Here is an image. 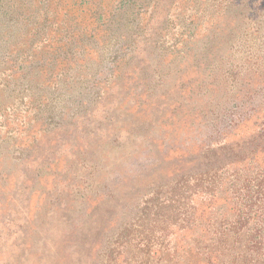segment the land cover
Returning <instances> with one entry per match:
<instances>
[{
    "label": "rangeland",
    "instance_id": "obj_1",
    "mask_svg": "<svg viewBox=\"0 0 264 264\" xmlns=\"http://www.w3.org/2000/svg\"><path fill=\"white\" fill-rule=\"evenodd\" d=\"M0 264H264V0H0Z\"/></svg>",
    "mask_w": 264,
    "mask_h": 264
},
{
    "label": "trees",
    "instance_id": "obj_2",
    "mask_svg": "<svg viewBox=\"0 0 264 264\" xmlns=\"http://www.w3.org/2000/svg\"><path fill=\"white\" fill-rule=\"evenodd\" d=\"M179 182H176V184L173 186H171L170 187V193L172 194L171 196H170V201H176V198H177V196L179 195L177 192L180 190V188H178L176 185L178 184ZM257 246V245H256ZM242 249L244 248V250H245V253H250L251 252V250L253 249V247H251V244H249V246H246V245H244V246H242L241 247Z\"/></svg>",
    "mask_w": 264,
    "mask_h": 264
}]
</instances>
